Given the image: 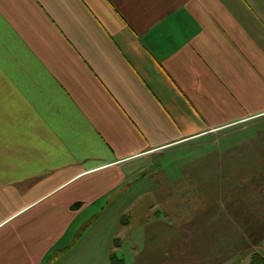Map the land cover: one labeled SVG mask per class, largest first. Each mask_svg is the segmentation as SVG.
I'll list each match as a JSON object with an SVG mask.
<instances>
[{
    "label": "crops",
    "instance_id": "crops-1",
    "mask_svg": "<svg viewBox=\"0 0 264 264\" xmlns=\"http://www.w3.org/2000/svg\"><path fill=\"white\" fill-rule=\"evenodd\" d=\"M259 119L264 0H0V264H110L116 232L104 250L87 237L109 219L140 241L176 221L175 241L205 240L200 264H241L242 196L132 186L168 151ZM151 191L169 206L134 229Z\"/></svg>",
    "mask_w": 264,
    "mask_h": 264
},
{
    "label": "rangeland",
    "instance_id": "rangeland-1",
    "mask_svg": "<svg viewBox=\"0 0 264 264\" xmlns=\"http://www.w3.org/2000/svg\"><path fill=\"white\" fill-rule=\"evenodd\" d=\"M157 159L156 165L146 172L148 174L157 170L154 178L150 180V177H147L137 181V184L132 186L133 189H156L155 191L163 189L167 193L172 192V195L175 196L172 197L174 199L177 197L179 201L185 199L184 193H182L183 190L197 189L203 186L209 188L212 194H218L217 190L226 189L227 196L230 192L237 199L242 196L243 207L241 213L238 204L234 205L233 209L235 211L233 210V212L242 218L241 225L242 229L244 228L242 255L245 259L243 258L241 264H248L245 255L251 252L250 249L260 250L264 247V208L258 206L259 201H264V197H261L264 189V119L253 122L250 120L244 121L213 131L203 137L184 143L179 148L168 151ZM256 189H260V192H256ZM169 198L165 192L161 197L160 193L156 194L152 191L144 197H138L140 202L136 205L141 207L132 212V216H135L131 220L133 228L136 229L140 222H145L154 217V210L152 209L156 206V201L162 199L161 204L167 206ZM196 199L199 200L198 203H201V198ZM218 199L219 197L216 198V200ZM170 211L173 212V210ZM126 214L128 216V213ZM165 215L170 217L171 213ZM208 215L207 212L205 216ZM205 216L200 221L201 226L209 228L220 226L216 221H209V217L203 223ZM91 219L89 218L84 223L85 226L92 225ZM210 222H212V225L209 224ZM113 223L115 222H110V219L109 222L105 220L102 227L95 226L94 229L88 231L87 235V237H99L102 244L98 246L100 250H104L106 246L103 247V242L106 239L101 238L102 234L106 235L110 231L116 232V240L120 242L121 239L122 244L120 248L110 249V264L204 263L205 252L202 244L205 240L200 236L191 239L179 236L178 241H175L174 236L180 235L179 232H181V229L176 226V221L156 220L150 223L147 222L141 231V241L138 239V235L133 236L131 234L130 237L127 236L129 223L122 224L119 227H116ZM227 239L228 244L225 246L228 248L227 254L230 255L231 241H233V244H235V241L232 240L233 236L230 234H227ZM235 255L238 254H233L232 258L231 255L228 257L234 260ZM237 260L238 257L234 264ZM69 263V261L65 262V264ZM76 264H95V262L83 260L76 262ZM96 264L105 263L100 261Z\"/></svg>",
    "mask_w": 264,
    "mask_h": 264
},
{
    "label": "trees",
    "instance_id": "trees-1",
    "mask_svg": "<svg viewBox=\"0 0 264 264\" xmlns=\"http://www.w3.org/2000/svg\"><path fill=\"white\" fill-rule=\"evenodd\" d=\"M250 251L251 252L249 254L245 255V257L248 259V264H264V247L260 250H252L251 248Z\"/></svg>",
    "mask_w": 264,
    "mask_h": 264
}]
</instances>
